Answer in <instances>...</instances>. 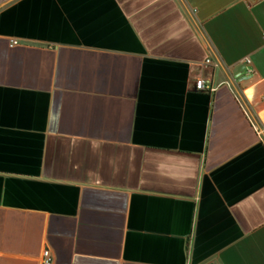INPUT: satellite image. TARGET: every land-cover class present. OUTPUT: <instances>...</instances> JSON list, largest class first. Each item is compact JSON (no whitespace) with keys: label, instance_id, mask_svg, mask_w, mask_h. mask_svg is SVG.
<instances>
[{"label":"crops","instance_id":"crops-1","mask_svg":"<svg viewBox=\"0 0 264 264\" xmlns=\"http://www.w3.org/2000/svg\"><path fill=\"white\" fill-rule=\"evenodd\" d=\"M44 249L264 264V0H0V264Z\"/></svg>","mask_w":264,"mask_h":264},{"label":"built area","instance_id":"built-area-1","mask_svg":"<svg viewBox=\"0 0 264 264\" xmlns=\"http://www.w3.org/2000/svg\"><path fill=\"white\" fill-rule=\"evenodd\" d=\"M17 42H12L16 44ZM246 63H250L248 58L245 59ZM205 63L207 65L215 66L210 59H206ZM216 89V85L212 84L210 80H205L203 78H197L194 81V90L197 93L212 94ZM263 132V131H262ZM41 264H53V258L49 249H44L41 255Z\"/></svg>","mask_w":264,"mask_h":264}]
</instances>
